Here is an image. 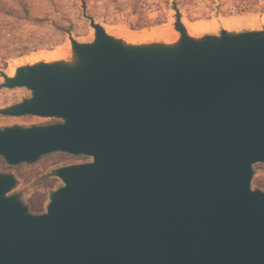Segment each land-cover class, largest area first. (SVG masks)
<instances>
[{
  "label": "water",
  "instance_id": "1",
  "mask_svg": "<svg viewBox=\"0 0 264 264\" xmlns=\"http://www.w3.org/2000/svg\"><path fill=\"white\" fill-rule=\"evenodd\" d=\"M126 45L87 16L73 61L20 67L31 97L0 115L61 123L0 129L10 166L60 152L62 186L31 214L0 174V264H264V31Z\"/></svg>",
  "mask_w": 264,
  "mask_h": 264
},
{
  "label": "rangeland",
  "instance_id": "2",
  "mask_svg": "<svg viewBox=\"0 0 264 264\" xmlns=\"http://www.w3.org/2000/svg\"><path fill=\"white\" fill-rule=\"evenodd\" d=\"M173 6L188 36L196 40L217 38L222 31L232 35L264 31V0H0V109L31 97L25 88L2 87L1 74L11 78V71L55 62L58 54H66L62 55L64 62L73 61L66 49L71 45L68 33L78 43L94 41L83 7L106 34L126 45L173 46L179 42ZM57 50L56 57L52 56ZM61 122L0 115V129ZM88 162L91 159L85 156L55 152L33 164L10 166L0 157V174L14 176L16 186L8 196H16L29 213L37 215L45 212L51 193L62 186L54 171ZM251 188L264 192V164L253 165Z\"/></svg>",
  "mask_w": 264,
  "mask_h": 264
},
{
  "label": "bare ground",
  "instance_id": "3",
  "mask_svg": "<svg viewBox=\"0 0 264 264\" xmlns=\"http://www.w3.org/2000/svg\"><path fill=\"white\" fill-rule=\"evenodd\" d=\"M143 36H144V35H143ZM131 37L133 38V36H130V38H131ZM138 38H139V37H138ZM140 38H143V37H140ZM132 40H134V39H132ZM132 40H131V41H132ZM136 40H137V36H136ZM91 43H92V42H91ZM177 44H178V40L176 41V43H175L173 46H176ZM61 48H62V47H61ZM61 48H60V49H61ZM68 48H69V50H68ZM66 49H67V51H71V53H72V45H69V47H67ZM66 49H65V51H66ZM62 50H64V49L62 48ZM62 50H61V51H62ZM63 52H64V51H63ZM53 53H54V54H53ZM57 53H58V50H57L56 53H55V52H52L51 54H53L52 56H55V55H57ZM59 53H61V52H59ZM64 53H65V52H64ZM62 55L65 56L66 54H62ZM62 55H59V54H58L57 57H58L59 59H57L55 62H63L64 60H63V56H62ZM72 55H73L74 58H75V54L72 53ZM52 56H51V57H52ZM59 56H61V57H59ZM55 57H56V56H55ZM51 59H52V58H51ZM52 60H53V59H52ZM15 75H16V72H15V71H11L9 76H10V77H14Z\"/></svg>",
  "mask_w": 264,
  "mask_h": 264
},
{
  "label": "trees",
  "instance_id": "4",
  "mask_svg": "<svg viewBox=\"0 0 264 264\" xmlns=\"http://www.w3.org/2000/svg\"><path fill=\"white\" fill-rule=\"evenodd\" d=\"M55 175V174H54ZM56 176V175H55ZM52 194V193H51ZM51 196V195H50Z\"/></svg>",
  "mask_w": 264,
  "mask_h": 264
}]
</instances>
